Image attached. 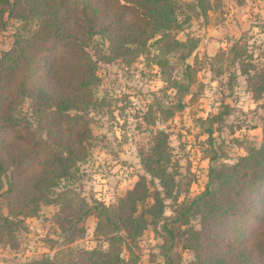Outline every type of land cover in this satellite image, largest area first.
<instances>
[{"label":"trees","instance_id":"16d2710c","mask_svg":"<svg viewBox=\"0 0 264 264\" xmlns=\"http://www.w3.org/2000/svg\"><path fill=\"white\" fill-rule=\"evenodd\" d=\"M21 1L29 8L25 15L22 12L26 8L22 7L21 18L35 20L36 29L31 36L16 39L0 58V147L13 149L0 153V200L6 197L9 202L7 215L0 208V243L15 248L14 232L24 228L20 218L35 217L41 205H57L60 212L66 209L62 221L66 223L68 242L84 235L81 224L93 215L97 220L95 235L107 243V250L84 251L81 262L69 264H127L121 257L122 248L130 259L133 245L147 226L161 220L165 242L169 237L183 240L182 247L193 252L195 264H264V117L260 145L248 149L232 165H211L205 189L180 203V185L169 171L167 135L163 132L141 155L149 181L140 175L115 205L90 204L69 187L57 193L54 190L61 180L72 177L71 169L89 155L87 112L95 105L93 87L98 78L84 45L93 36L108 42L107 61L142 52L152 41L157 51L155 65L168 88L176 92V110L183 109L182 96L197 85L191 65L185 63L196 42L176 38L174 32L181 26L176 12L178 0ZM8 2L0 0V5ZM230 51H236L233 59L248 80L259 81L252 89L259 98L264 93V69L255 73L252 56L239 52L237 43ZM60 52L66 54L68 63L66 72L57 76L58 89L54 92L47 85V77L50 61ZM174 56L182 62V68L179 80L170 82L165 72ZM219 59L221 55L216 54L210 60ZM245 66H251L254 74ZM25 100L31 102L34 127L25 117L14 115V109ZM171 115L167 113V117ZM218 118L215 115L209 121ZM206 133L211 134V128ZM28 166L31 171L22 177ZM4 179L6 190L2 191ZM153 179L158 181L160 191ZM149 185H153L152 190ZM148 199L151 203L138 213V206ZM166 199L174 204L171 219L164 216ZM193 219H198L200 230L190 225ZM163 256L169 261L166 251Z\"/></svg>","mask_w":264,"mask_h":264},{"label":"rangeland","instance_id":"374dc122","mask_svg":"<svg viewBox=\"0 0 264 264\" xmlns=\"http://www.w3.org/2000/svg\"><path fill=\"white\" fill-rule=\"evenodd\" d=\"M22 7L21 0L0 5V58L14 46L16 39L29 37L36 29L35 20L21 18L29 10L24 7L26 10L20 15ZM177 7L181 26L174 33L179 41L196 42L185 63L191 65L198 86L194 85L190 93L182 96L184 107L176 110L178 97L155 65L153 57L157 51L152 41L142 52L107 61L108 42L93 36L84 45V51L96 65L98 78L93 87L95 105L87 112L91 129L89 155L71 169L72 177L59 182L54 189L56 193L69 187L90 204L97 201L106 207L115 205L140 175L149 181L141 155L155 142L154 137L163 132L167 135L169 171L180 185L177 201L180 203L205 189L211 165H232L248 149L260 145L264 93L259 98L254 96L252 89L259 81L248 80L233 59L236 51L230 50L237 43L239 52L252 56L255 73L264 69V0H178ZM216 54L221 59L211 61ZM66 59V54L60 52L50 61L47 85L51 91L58 89V74L66 72ZM245 67L253 73L251 66ZM181 68L182 62L176 56L171 57L165 77L170 82L179 80ZM14 88L10 86L8 93ZM32 112L29 100L14 109V115L25 117L34 127ZM168 112H172L170 117ZM215 115L219 118L209 121ZM208 127L211 134L206 133ZM7 148L13 150L4 145L0 153ZM31 169L28 166L22 177ZM153 181L160 191L158 181ZM6 182L4 179L2 191L6 190ZM152 186L149 185L151 190ZM164 202V216L171 219L174 204L169 199ZM150 203L148 199L140 204L138 213ZM8 205L7 198L2 197L0 208L4 215ZM63 211L57 205H41L35 217L20 218L24 228L14 232L16 247L0 243V264H48L44 260L69 264L81 262L84 251L107 250L106 241L95 235L97 220L93 215L81 224L84 235L68 242L66 223L62 221L66 209ZM162 224L161 220L155 226H147L133 245L130 259L122 248L121 257L127 264H195L193 252L182 247L183 240L169 237L165 242ZM190 225L200 230L198 219L191 220ZM165 251L169 261L164 259Z\"/></svg>","mask_w":264,"mask_h":264}]
</instances>
